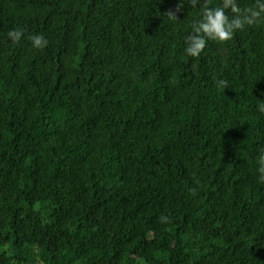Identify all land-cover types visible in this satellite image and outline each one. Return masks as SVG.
Instances as JSON below:
<instances>
[{"label":"trees","instance_id":"1","mask_svg":"<svg viewBox=\"0 0 264 264\" xmlns=\"http://www.w3.org/2000/svg\"><path fill=\"white\" fill-rule=\"evenodd\" d=\"M179 2L0 0V264H264V24Z\"/></svg>","mask_w":264,"mask_h":264},{"label":"clouds","instance_id":"2","mask_svg":"<svg viewBox=\"0 0 264 264\" xmlns=\"http://www.w3.org/2000/svg\"><path fill=\"white\" fill-rule=\"evenodd\" d=\"M162 2V0H161ZM188 8L201 7L198 18L191 23V31L184 39V53L186 57L199 58L209 42L225 46L231 42L235 35L246 27L264 24V0H255V4L241 8L239 0H219L214 5V0H180L175 10H169L165 16L176 22L180 19L178 14ZM8 39L14 45H19L25 36L22 28H14L7 33ZM32 47L44 50L48 47V39L40 34L30 37ZM256 105V111L264 114V100ZM258 183L264 184V151L257 159ZM196 194V189L192 190ZM161 223H168L169 218L160 217Z\"/></svg>","mask_w":264,"mask_h":264}]
</instances>
